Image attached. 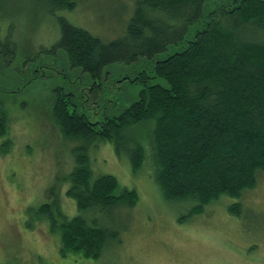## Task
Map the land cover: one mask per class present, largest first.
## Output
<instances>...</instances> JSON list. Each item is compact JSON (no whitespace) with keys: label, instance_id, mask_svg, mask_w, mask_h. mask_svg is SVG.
<instances>
[{"label":"trees","instance_id":"trees-1","mask_svg":"<svg viewBox=\"0 0 264 264\" xmlns=\"http://www.w3.org/2000/svg\"><path fill=\"white\" fill-rule=\"evenodd\" d=\"M47 2L55 13L74 10L78 0ZM57 20L60 36L49 51H65L94 78L115 62L143 58L167 81L146 83L121 113L95 122L75 106L72 93L57 90L55 121L66 138L84 141L64 177L78 213L61 217L54 202L39 208L59 232L62 254L99 258L117 232L88 212L133 207L139 198L114 174L93 177L88 146L98 140L114 142L119 155L127 150L135 173L149 162L165 198L195 201L191 214L223 194L241 198L257 186V171L264 169V0H135L123 33L109 40L64 15ZM148 76L143 69L132 80ZM8 127L0 102V140ZM11 147V139L0 142V155ZM229 210L240 214L241 203Z\"/></svg>","mask_w":264,"mask_h":264},{"label":"rangeland","instance_id":"rangeland-1","mask_svg":"<svg viewBox=\"0 0 264 264\" xmlns=\"http://www.w3.org/2000/svg\"><path fill=\"white\" fill-rule=\"evenodd\" d=\"M134 2L78 0L74 10L53 13L47 0H0V102L9 124L0 142L12 140L0 155V264H264V169L257 171V186L241 198L223 194L191 214L195 201L165 198L149 162L135 173L127 150L119 155L114 142L98 140L88 146L93 177L114 174L122 187L139 194L133 207L88 212L117 232L101 256L62 254L59 232L39 212L54 202L61 217L78 213L64 177L75 167L74 148L84 141L66 138L55 121L57 90L72 93L75 106L95 122L121 113L146 83L167 84L154 76V62L143 58L115 62L94 78L65 51H49L60 36L59 15L109 40L123 33ZM143 69L146 82L133 81ZM236 202L240 214L229 210Z\"/></svg>","mask_w":264,"mask_h":264}]
</instances>
